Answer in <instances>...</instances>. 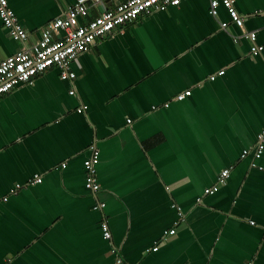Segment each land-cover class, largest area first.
Returning a JSON list of instances; mask_svg holds the SVG:
<instances>
[{"label": "crops", "instance_id": "crops-1", "mask_svg": "<svg viewBox=\"0 0 264 264\" xmlns=\"http://www.w3.org/2000/svg\"><path fill=\"white\" fill-rule=\"evenodd\" d=\"M7 1L31 45L76 0ZM234 6L264 47V0ZM209 9L183 0L153 12L97 39L71 65L73 82L51 68L0 96V264H264V151L251 152L264 131V49L252 56L226 10ZM22 49L0 21V61Z\"/></svg>", "mask_w": 264, "mask_h": 264}, {"label": "built area", "instance_id": "built-area-1", "mask_svg": "<svg viewBox=\"0 0 264 264\" xmlns=\"http://www.w3.org/2000/svg\"><path fill=\"white\" fill-rule=\"evenodd\" d=\"M183 0H115L111 7L106 8L104 0H76L65 14L47 23L40 31L39 39L31 45L27 44L29 32L26 31L17 21L15 13L9 7L7 0H0V21L8 31L10 37L21 43L23 49L12 56L0 61V96L6 95L20 85L32 83L33 79L51 68H57L60 72V79L73 82L76 74L71 70V65L77 61L79 55L88 53L97 39L111 35L121 27L133 24L140 18L148 16L153 12L165 11L170 7L180 5ZM102 6L103 11L87 23H80V19L97 6ZM222 6L233 25L243 32L251 43L250 53L258 56L264 47L256 43V32L244 31V19L239 15L234 6V0H210L209 14L217 16L218 7ZM221 28L229 34V24L221 23ZM236 42L237 37H233ZM224 71H219L217 75L209 77L214 81L216 76H221ZM74 91H70L73 95ZM191 95L187 90L175 97V101H183ZM164 107H168L165 104ZM90 156L84 161L85 188L92 194L100 190L97 181L96 167L99 163V152L96 147L89 148ZM264 151V131L258 134L256 144L251 149L254 159H260ZM249 151H243L245 157ZM65 165H61L64 168ZM229 169L222 170L216 184L204 191L206 196L214 195L226 184L229 176ZM35 184L42 182L40 175H34L30 181ZM20 185H16L11 192L16 193ZM3 201H7L4 198ZM104 203H98L94 210H103ZM103 238L111 239L107 221L101 223ZM175 235V229L164 233V236ZM157 246L147 249L145 252L157 251ZM112 254L117 255L116 250H111ZM117 263L121 264L120 258Z\"/></svg>", "mask_w": 264, "mask_h": 264}]
</instances>
